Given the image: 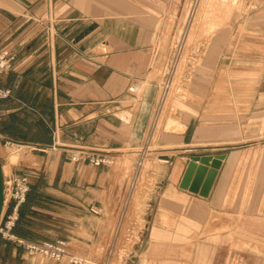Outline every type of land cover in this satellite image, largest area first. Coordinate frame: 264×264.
<instances>
[{
  "label": "crops",
  "instance_id": "obj_1",
  "mask_svg": "<svg viewBox=\"0 0 264 264\" xmlns=\"http://www.w3.org/2000/svg\"><path fill=\"white\" fill-rule=\"evenodd\" d=\"M149 1L0 0V52L17 57L14 70L0 76V88L11 91L0 97V135L32 147L20 150L18 164L11 165V152L0 142L2 167L31 179L15 230L20 238L66 240L73 255L110 264L113 244L134 241L125 227L150 224L149 209L131 208L143 171L130 193L135 171L125 160L112 168L72 160V151L81 148L118 157L129 149L150 150L160 90L149 81L159 32ZM261 81L244 78L237 81L242 89L221 92L227 106L218 125L206 106L210 91H190L187 115L170 120L168 136L158 140L155 154L173 169L151 173L153 194H171V206H186L177 200L182 197L198 202L228 226L253 211L244 206H264ZM199 82L205 89L209 81ZM133 85L136 94L129 90ZM209 155H225L210 197L183 190L192 157ZM164 202L157 206H170ZM156 219L163 221L165 212ZM0 264L69 263L31 256L0 235Z\"/></svg>",
  "mask_w": 264,
  "mask_h": 264
},
{
  "label": "rangeland",
  "instance_id": "obj_2",
  "mask_svg": "<svg viewBox=\"0 0 264 264\" xmlns=\"http://www.w3.org/2000/svg\"><path fill=\"white\" fill-rule=\"evenodd\" d=\"M260 1L240 0L233 5L229 0L232 8L226 9L222 0L149 1L159 31L149 81L160 90V103L142 169L143 178L131 208L144 214L149 209L150 224L133 229L125 227L124 235L130 234L134 241L113 244L116 255L110 264H264V206H244L253 211L228 226L220 215H211L206 206L184 197L177 200L186 206H171L172 195L153 194L151 179V173L162 174L173 169L155 152L161 148L158 140L168 136L167 123L187 115L191 90L210 91L212 98L207 99L206 106L218 125L220 109L223 104L227 106L219 95L227 86L229 90L242 89L238 80L258 78L262 80L260 88L264 87V3ZM214 22H221L215 30ZM200 80L209 81L207 88H200ZM261 128L260 139L264 141V115ZM143 150L145 147L125 151L117 164L125 160L133 171ZM10 152V164H18L20 152ZM5 172L11 173L10 165ZM143 191L146 192L142 196ZM164 198V203L170 206H157ZM145 201L153 206H140ZM176 209H180V215L173 214ZM163 211L165 219L160 222L156 217ZM86 261V264L101 263L98 259Z\"/></svg>",
  "mask_w": 264,
  "mask_h": 264
},
{
  "label": "built area",
  "instance_id": "obj_3",
  "mask_svg": "<svg viewBox=\"0 0 264 264\" xmlns=\"http://www.w3.org/2000/svg\"><path fill=\"white\" fill-rule=\"evenodd\" d=\"M17 57L15 54L8 52H0V76L9 74L14 70ZM133 85L129 90L132 94H136ZM11 95V91L0 88V97L5 98ZM0 142L3 143L7 151H20L22 148H32L4 138L0 135ZM37 149V148H34ZM43 150V149H41ZM148 148L140 152L139 160L134 169L135 174L130 186V193L133 192L136 182L139 180L140 173L147 159ZM72 160L75 163L87 164L96 168H112L116 166L118 155L98 150H90L86 148L74 149L72 151ZM121 154V153H120ZM168 164V161H163ZM4 177V212L0 221V235L24 249L31 256H40L57 263L68 262L69 264H86L84 259L73 255L69 250V244L66 240H58L54 242H36L20 238L16 235L15 230L21 219V211L27 203L31 192V179L28 174H19L11 172L7 174L3 168ZM93 212L99 214V209H93Z\"/></svg>",
  "mask_w": 264,
  "mask_h": 264
},
{
  "label": "water",
  "instance_id": "obj_4",
  "mask_svg": "<svg viewBox=\"0 0 264 264\" xmlns=\"http://www.w3.org/2000/svg\"><path fill=\"white\" fill-rule=\"evenodd\" d=\"M225 155L194 156L186 170L181 188L202 198H209ZM4 177L0 159V221L4 212Z\"/></svg>",
  "mask_w": 264,
  "mask_h": 264
},
{
  "label": "bare ground",
  "instance_id": "obj_5",
  "mask_svg": "<svg viewBox=\"0 0 264 264\" xmlns=\"http://www.w3.org/2000/svg\"><path fill=\"white\" fill-rule=\"evenodd\" d=\"M222 2H223V5L225 6V9H226V7H231V5H229V0H222ZM238 2V0H232V4L233 5H236V3ZM232 8V7H231ZM225 9L223 8V10L225 11ZM221 12H223V11H221ZM229 12V11H228ZM228 12H226V13H228ZM224 13V12H223ZM226 13H224V14H226ZM209 14H211V13H209ZM213 16V15H212ZM215 23V25H212V28H213V30H215V29H217V26H218V24L220 25V23L221 22H214ZM137 90V88H135V91ZM170 126L171 125H173V124H175L173 121H171L170 123Z\"/></svg>",
  "mask_w": 264,
  "mask_h": 264
}]
</instances>
